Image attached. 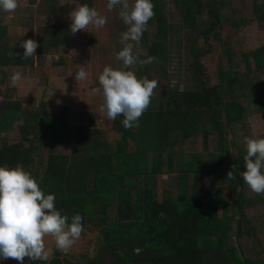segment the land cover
<instances>
[{
    "label": "trees",
    "instance_id": "trees-1",
    "mask_svg": "<svg viewBox=\"0 0 264 264\" xmlns=\"http://www.w3.org/2000/svg\"><path fill=\"white\" fill-rule=\"evenodd\" d=\"M56 1L45 0L47 15L40 18L54 37L45 55L59 53L69 43V25L64 17L59 20ZM231 1L152 0L154 16L142 38L148 53L139 59L137 77L151 80L153 63L167 57L163 48L147 39L149 34L167 39L172 2L186 27L202 28L190 38V71L197 85L185 91L164 85L167 95H153L131 128H125L124 117L118 115L105 134L94 129L91 137L73 140L67 134V107L63 115L45 112L41 117L36 110L28 122L20 106L11 105L15 101L0 113V137L18 127L29 144L27 149L23 143L5 144L0 166L20 165L30 172L46 194L55 193L56 207L69 223L75 214L83 217L81 235L88 243L101 245L85 264H105L106 256L114 264H264V193L253 192L241 176L245 137H264L254 134L249 123L254 110L264 116V0H251L252 6L243 11L232 6L233 17H225ZM36 2L28 0L30 5ZM9 13L0 10V67L5 68L29 61L17 55L18 25L10 22ZM148 57H155L154 62L142 65L140 61ZM40 65L48 79L47 67ZM57 65H64V60ZM3 82L0 75V86ZM200 132L204 149L191 151ZM64 144L73 147L70 155L52 151ZM165 174L176 175L184 205L196 204L206 212L215 193L228 192L226 217L218 223L221 248L197 251L202 228L190 236L183 233L181 206L175 215L153 213L143 180ZM88 217H96L98 226L87 224ZM137 247L139 254L134 252ZM56 255L53 264H81L69 254Z\"/></svg>",
    "mask_w": 264,
    "mask_h": 264
},
{
    "label": "rangeland",
    "instance_id": "rangeland-1",
    "mask_svg": "<svg viewBox=\"0 0 264 264\" xmlns=\"http://www.w3.org/2000/svg\"><path fill=\"white\" fill-rule=\"evenodd\" d=\"M47 3L37 0L36 4H28V0H19V6L13 12L9 13L10 22L18 25L17 45L20 55H23L24 49L20 44L29 38H32L40 45L34 56L27 57L28 63L22 66H15L11 70L21 73V78L13 83L11 77L7 82L5 70L0 67V75L3 79L0 94V113L8 107V102L15 101L19 105L24 119H33L32 114L36 110L41 111L42 115L47 112L50 115H63V108L67 107L68 115V136L73 140L81 139L85 134L91 137L94 129L106 133L114 124V120L107 118L106 113L101 112V106L104 102L103 89L99 86V75L106 66L113 69L123 68V62L117 59V53L123 49L126 43H132L133 53L137 56V62L130 67L136 75L139 70V59L146 56L148 46L142 43V38L137 43L135 41H123L122 34L128 30V25L124 23L121 16L122 6H116L109 10L108 0H57L59 20L64 17L67 24L71 21L68 13L76 5L88 4L94 7L98 13L106 17V23L101 28L94 25H88L85 30H79L72 33L69 30L68 45L61 49V52H50L44 54L46 47L53 43V38L46 31L44 22L40 23V18L44 19L47 15ZM131 7L134 0H128ZM92 5V6H91ZM41 6L43 8H41ZM237 10H246L252 6L251 0H232L224 9L225 17H233L234 8ZM168 37L166 40H158L150 31L145 32L148 35L147 41L156 43L158 47L167 53L166 59L158 58L152 65L151 79L158 82V88L154 90V97L167 95L164 85L171 89L189 90L194 88L197 83L193 80L190 71L191 53L190 38L195 35L199 28L190 29L185 26L183 19L177 7L170 2L168 6ZM201 26V25H200ZM202 29V28H201ZM45 57V61L43 59ZM62 58L64 65H57ZM154 62V61H153ZM44 63L48 70V79L45 77V69L41 68ZM81 67L87 73L84 80H75V72ZM10 70V71H11ZM164 70L166 74H164ZM99 89V90H97ZM41 117L38 120L41 122ZM250 127L254 134L264 133V116L254 110L249 116ZM43 125V124H42ZM40 128L43 129V126ZM44 139L43 130H40ZM23 143L27 149L29 144L23 141L18 127L8 129L0 137V149L5 145ZM203 134L198 133L194 139V144L190 147L191 151L202 152L204 149ZM73 147L67 144L59 145L52 151L57 154L70 155ZM143 187L149 195V204L153 213L175 215L176 209L181 206L184 214L179 226L186 236H190L198 227L202 228L197 236L195 248L198 252H204L208 248H221V230H218V223L226 217L225 203L228 201V192L223 190L215 193V199L211 204L210 211H204L199 205L187 206L182 202V195L178 189L176 175L165 174L158 177L157 180L145 178ZM120 188L124 189L121 183ZM195 215L194 218L192 216ZM87 224L98 226L96 217H88ZM236 240V237L235 239ZM82 244V245H81ZM100 243H88L84 236L80 237L66 250L65 255H71L74 261L85 264L91 261L100 249ZM56 251H58L56 249ZM59 252V251H58ZM209 257V256H208ZM105 264L111 263L110 256L105 257ZM66 260L65 258L63 261ZM214 264H219L216 262Z\"/></svg>",
    "mask_w": 264,
    "mask_h": 264
},
{
    "label": "clouds",
    "instance_id": "clouds-1",
    "mask_svg": "<svg viewBox=\"0 0 264 264\" xmlns=\"http://www.w3.org/2000/svg\"><path fill=\"white\" fill-rule=\"evenodd\" d=\"M18 6L19 0H0V10L5 12H13ZM116 6H122L120 14L129 26L122 34V40L138 43L147 29L148 21L154 16L152 0H134L131 7L128 0H108L109 10ZM68 17L73 34L85 30L90 24L101 28L106 23V17L88 4L76 5ZM39 46L32 38L24 40L20 44L24 49L22 58L34 56ZM133 47L132 43H126L117 53L123 68L106 66L98 78L104 97L101 112L106 113L110 120L122 115L125 128L137 123L149 107L154 90L158 88L157 80H150L146 76L138 78L132 70H124L137 62ZM154 59L148 57L140 63H152ZM86 76L83 67L75 72L76 81L84 80ZM20 78L19 72L11 77L13 83ZM245 148L242 179L253 192L264 193V137H245ZM231 174L229 172L228 177ZM55 202V193L46 194L32 174L22 166H0V264L10 258L19 264H24L25 258L30 262L47 264L49 251L45 237L49 235L54 237L58 250L66 251L74 244L83 231V217L75 214L69 223V217L62 215ZM134 252L139 254L141 249L137 247Z\"/></svg>",
    "mask_w": 264,
    "mask_h": 264
},
{
    "label": "crops",
    "instance_id": "crops-1",
    "mask_svg": "<svg viewBox=\"0 0 264 264\" xmlns=\"http://www.w3.org/2000/svg\"><path fill=\"white\" fill-rule=\"evenodd\" d=\"M4 70H5V74L6 75H8V76H5L6 77V81L7 82H9L10 81V79H9V77H12V75L14 74V73H16L17 71H14V70H11V68H13V67H8V68H5V67H2ZM11 70V71H10ZM11 81H12V79H11ZM45 241H46V248L48 249V251H49V257H48V261H47V264H53V259H55L56 258V245H55V239H54V237H52L51 235H49V236H47V237H45ZM82 245V244H81ZM58 250V249H57ZM68 250V252L70 251V249L68 248L67 249ZM59 252L61 251V252H65L64 250H58ZM71 252V251H70ZM58 259H61L60 257H58ZM26 260L29 262V263H31L27 258H26ZM34 262V261H33ZM35 262H38V263H42V262H40V261H35ZM61 264H64L63 262L61 263Z\"/></svg>",
    "mask_w": 264,
    "mask_h": 264
},
{
    "label": "water",
    "instance_id": "water-1",
    "mask_svg": "<svg viewBox=\"0 0 264 264\" xmlns=\"http://www.w3.org/2000/svg\"><path fill=\"white\" fill-rule=\"evenodd\" d=\"M2 264H19L18 261L14 260V259H8L7 261H3ZM24 264H42V263H38V262H31L29 263L26 258H25V261H24Z\"/></svg>",
    "mask_w": 264,
    "mask_h": 264
},
{
    "label": "flooded vegetation",
    "instance_id": "flooded-vegetation-1",
    "mask_svg": "<svg viewBox=\"0 0 264 264\" xmlns=\"http://www.w3.org/2000/svg\"><path fill=\"white\" fill-rule=\"evenodd\" d=\"M127 264H130V263H127Z\"/></svg>",
    "mask_w": 264,
    "mask_h": 264
}]
</instances>
